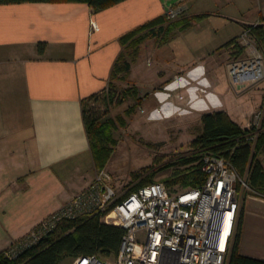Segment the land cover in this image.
<instances>
[{"label":"crops","instance_id":"obj_1","mask_svg":"<svg viewBox=\"0 0 264 264\" xmlns=\"http://www.w3.org/2000/svg\"><path fill=\"white\" fill-rule=\"evenodd\" d=\"M170 7L165 0H123L98 11L72 1L0 4V252L94 179L83 103L113 81L121 37L166 18ZM241 208L239 254L264 261V195L246 194Z\"/></svg>","mask_w":264,"mask_h":264},{"label":"rangeland","instance_id":"obj_2","mask_svg":"<svg viewBox=\"0 0 264 264\" xmlns=\"http://www.w3.org/2000/svg\"><path fill=\"white\" fill-rule=\"evenodd\" d=\"M165 1L183 8L175 18H165V27L185 15L193 18L183 21L188 22L183 27L178 23L175 31L159 32L142 41L143 53L135 73L131 76L129 71L126 78L119 73L104 92L84 103L87 112L109 121L107 134L112 141L107 144L112 153L100 169L112 176L119 189L132 183L138 187L145 179L151 180L147 183L164 182L171 191L191 187L183 182L168 184L167 180L176 168L196 163L185 164L182 158L200 156L202 161L214 154L193 145L202 131L201 116L227 108L234 121L250 127L259 126L264 113V77L238 84L229 73L231 63L258 58L264 75V47L250 32L253 26H264V0ZM231 39L234 43L225 45ZM204 68V77H195ZM177 85L180 87L174 89ZM133 86L137 92L130 89L125 94L124 90ZM246 194L263 195L243 186L241 202ZM78 261L66 257L59 264Z\"/></svg>","mask_w":264,"mask_h":264},{"label":"built area","instance_id":"obj_3","mask_svg":"<svg viewBox=\"0 0 264 264\" xmlns=\"http://www.w3.org/2000/svg\"><path fill=\"white\" fill-rule=\"evenodd\" d=\"M182 10L172 6L165 16L173 19ZM92 27H97L94 20ZM262 70L258 58L229 65L238 84L263 78ZM201 170L199 185L171 191L164 182L119 189L105 169H97L91 183L10 246L6 256L17 257L64 221L100 215L124 229L116 255L79 256L72 264H226L241 208L239 193L249 186L219 154L204 156Z\"/></svg>","mask_w":264,"mask_h":264},{"label":"trees","instance_id":"obj_4","mask_svg":"<svg viewBox=\"0 0 264 264\" xmlns=\"http://www.w3.org/2000/svg\"><path fill=\"white\" fill-rule=\"evenodd\" d=\"M64 1L85 2L93 10L98 11L123 0H0V4ZM179 23H183L181 27L188 24V22L180 21ZM176 25H178L177 21H171L165 27V18H155L122 36L121 42L124 47L113 64L111 79L113 80L119 73H123L124 75L121 77L126 78L131 67L128 57L135 58L138 55L142 41L148 37L156 36L159 32L164 34L171 32ZM250 32L264 47V26L261 24L253 26ZM234 41L231 39L225 45L233 44ZM42 50V46H39V51ZM130 89L133 94L137 92V88L133 86L124 90L125 94ZM98 95L90 96L85 102L96 98ZM107 98L109 101L111 100L110 93L107 94ZM84 103L82 109L83 122L89 139L94 166L100 169L105 166L112 153V148L108 147L107 144L109 140L112 141L110 135L107 134L109 121H101L91 112H87ZM201 123L202 131L192 141L193 145L200 151L204 150L227 158L239 174L245 177L249 188L255 193L264 195V113L259 126L242 127L225 110L204 113L201 116ZM260 156H263V159ZM181 161H184L185 164L193 161L196 163L191 164L189 168H176L167 180L168 184L183 182L185 186L199 185L204 180L200 156L191 159L185 157ZM149 181L151 180L145 179L140 185ZM242 212V208H240L231 243L229 264H264L263 260L239 254ZM123 234L124 229L122 227L103 222L100 215L64 221L59 224L56 230L15 258L6 256V250L0 252V264H59L66 257L76 258L90 254L110 259L116 255Z\"/></svg>","mask_w":264,"mask_h":264},{"label":"bare ground","instance_id":"obj_5","mask_svg":"<svg viewBox=\"0 0 264 264\" xmlns=\"http://www.w3.org/2000/svg\"><path fill=\"white\" fill-rule=\"evenodd\" d=\"M230 250H231V247H230Z\"/></svg>","mask_w":264,"mask_h":264}]
</instances>
